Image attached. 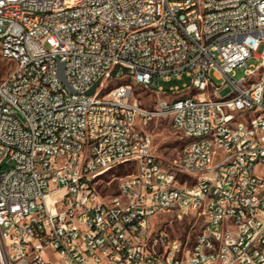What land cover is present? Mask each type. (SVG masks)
I'll list each match as a JSON object with an SVG mask.
<instances>
[{
    "label": "built area",
    "instance_id": "2783aa9c",
    "mask_svg": "<svg viewBox=\"0 0 264 264\" xmlns=\"http://www.w3.org/2000/svg\"><path fill=\"white\" fill-rule=\"evenodd\" d=\"M0 55L13 63L0 82V264H264V0H0ZM182 74L189 85L158 86ZM122 77L155 93L158 113L130 84L108 87ZM187 89L190 102L161 105ZM158 118L186 141L175 164L197 188L154 155L144 127ZM122 165L133 171L101 195L95 180ZM189 211L204 223L187 250L152 229Z\"/></svg>",
    "mask_w": 264,
    "mask_h": 264
},
{
    "label": "rangeland",
    "instance_id": "374dc122",
    "mask_svg": "<svg viewBox=\"0 0 264 264\" xmlns=\"http://www.w3.org/2000/svg\"><path fill=\"white\" fill-rule=\"evenodd\" d=\"M258 61L250 57L246 61V66H256ZM13 63L3 59L0 55V82L6 77L9 71L12 69ZM246 71L245 66L236 68L233 71L232 77L238 80L244 77ZM217 87H220L222 81H213ZM126 83L131 85L133 97L137 100L138 104L145 107L146 109L152 110L158 108L154 106L157 101L155 93L147 91L138 85L131 83L129 78H120L118 80L111 78L108 82V87H112L116 84ZM183 83L189 85L190 80L184 74L181 79L177 80L175 77H171L170 80L164 81L158 79V86L163 87L164 90H168L174 86H181ZM193 91V92H192ZM191 92V93H190ZM229 89L220 90L222 97L226 96ZM194 93L193 89H188L180 93L181 95H188ZM177 95H168L164 93L161 97V105L170 102ZM152 136L153 141V152L161 165L168 168L176 173V178L179 183L187 182V184L193 183V179L186 176L185 174L177 171L175 163L178 162L181 156L182 149L186 141L181 137L180 133L175 131L167 118L153 119L147 123L144 127ZM133 171L132 165H122L116 167L107 173L100 176L95 180L93 186L101 195H111L118 192V185L120 179ZM203 218L194 211H189L186 214H179L178 212H167L158 215L152 221V229L154 231L163 230L171 238H174L180 242L181 251L189 249L195 242L197 234L203 227Z\"/></svg>",
    "mask_w": 264,
    "mask_h": 264
},
{
    "label": "bare ground",
    "instance_id": "6f19581e",
    "mask_svg": "<svg viewBox=\"0 0 264 264\" xmlns=\"http://www.w3.org/2000/svg\"><path fill=\"white\" fill-rule=\"evenodd\" d=\"M174 15H185V8H174ZM188 90V89H187ZM194 90V89H193ZM186 91V90H183ZM183 91H179L178 94L176 93H167L168 95H177L173 100H171L168 103H165L163 105H184L186 102H190V100L193 98L194 93L188 94V95H181ZM193 92V91H192ZM191 93V92H190ZM231 99H233V92H228V94L224 97H222V102H231ZM145 111H151V113H158V108H153L152 110L146 109ZM224 165H231V158H224ZM186 176L190 177V174H185ZM189 188H197V180H194L193 183L190 185L188 184ZM56 194H52V196L49 197V200L54 199Z\"/></svg>",
    "mask_w": 264,
    "mask_h": 264
},
{
    "label": "water",
    "instance_id": "95a60500",
    "mask_svg": "<svg viewBox=\"0 0 264 264\" xmlns=\"http://www.w3.org/2000/svg\"><path fill=\"white\" fill-rule=\"evenodd\" d=\"M57 75H58L60 81H61V82L67 87V88H69V86H68V84H67V82H66L65 76H64V72H63V64H62V63H58V64H57ZM118 75H120V73H119ZM99 82H100V80H98V81L92 86V88H91L89 91H87L86 93H87L88 95L93 94Z\"/></svg>",
    "mask_w": 264,
    "mask_h": 264
}]
</instances>
